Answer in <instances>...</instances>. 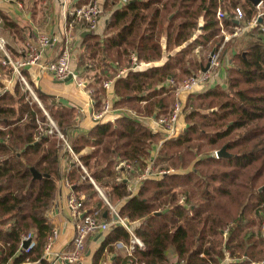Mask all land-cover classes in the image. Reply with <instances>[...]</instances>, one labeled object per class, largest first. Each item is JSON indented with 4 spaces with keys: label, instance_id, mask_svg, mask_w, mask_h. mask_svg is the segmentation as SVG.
I'll return each instance as SVG.
<instances>
[{
    "label": "trees",
    "instance_id": "16d2710c",
    "mask_svg": "<svg viewBox=\"0 0 264 264\" xmlns=\"http://www.w3.org/2000/svg\"><path fill=\"white\" fill-rule=\"evenodd\" d=\"M103 7L108 14L103 32L82 37V66H72L86 69L98 57L129 64L132 54L146 61V67L114 80L118 107L144 115L168 112L174 101L170 78L179 82L202 72L210 53L223 44L221 60L229 62L223 83L208 81L203 89L184 93L186 127L157 155V163L168 161L176 171L144 179L134 195L124 180L115 182L114 167L122 159L145 164L142 158L151 155L164 133L152 132L127 111L79 130L83 115L30 81L27 66L22 68L72 149L96 181L108 187L120 213L140 222L136 233L145 246L137 247L136 259L117 254V243L130 242L126 229L117 226L98 237L92 264H163L171 261V253L178 264H259L264 260V34L257 25L225 42L222 30L238 26L236 7L244 14L241 24L259 14L264 23V0L259 7L250 0H105ZM219 8L225 12L222 20ZM0 19L22 34L1 10ZM81 27L75 25V34ZM166 54L162 64L156 63ZM96 76L89 83L100 81ZM95 93L100 106L106 91L95 88ZM49 128L45 111L17 80L14 90L0 98V264L42 256L52 229L49 210L62 178L73 183L82 209L99 210L106 218L103 199L83 178L64 140L49 134ZM226 143L231 156L206 152ZM87 146L92 149L83 152ZM32 168L42 177L35 178ZM29 231H36L37 247L29 254L18 252Z\"/></svg>",
    "mask_w": 264,
    "mask_h": 264
},
{
    "label": "built area",
    "instance_id": "2783aa9c",
    "mask_svg": "<svg viewBox=\"0 0 264 264\" xmlns=\"http://www.w3.org/2000/svg\"><path fill=\"white\" fill-rule=\"evenodd\" d=\"M17 7L23 9L25 7L23 0H14ZM126 2L127 0H122ZM105 9L100 0H89L87 3L82 5H74L66 10L67 26L64 30V41L63 46L55 60L47 61L42 58L43 51L51 43V36L48 33H43L40 35L38 44H32L30 42L25 45V54L18 59H14L8 47V40L4 35L0 33V51L2 52L1 63L4 67H10L12 69L13 75L25 85L27 92L35 100L39 106L43 108L49 119L48 129L49 134H54V132L64 140L66 147L70 151L71 155L80 166L83 171V178L89 179L97 190L99 196L103 199L107 206L106 218L100 216V211L95 210L94 212H88L82 209V202L80 197L76 194L73 189V183L68 179L64 178L63 182L65 187L70 191L68 198V207L71 213L77 218V223L75 225V235L73 238V248L71 250H60L53 252L54 245L59 238L60 229L59 227L52 226L51 233L48 236L47 242L45 244L42 256L34 261L27 259L21 264H45L44 260L52 262V264H77L82 262L86 257V241L88 238H94L96 235L103 233L104 231L113 229L117 226H122L130 235L129 242V252L131 259H136L135 251L138 248H144L145 244L143 240L136 233V226L140 223L139 220H131L128 216H124L120 213L119 207L116 203H113L111 198L108 196V187L100 185L93 175L89 172L88 167L81 161L79 155L75 153L69 142L65 139L64 134L59 129L55 120L48 114L44 109L43 104L34 92L31 84L28 82L27 77L23 74L22 68L29 65H36L41 70L46 71L51 75L52 79L57 81L64 80L70 77L68 82H72L82 89L90 98V117L93 122H103L108 117H114L116 114L123 111H127L129 114L135 116L138 119L146 121L154 133H164V137L161 143L171 137H177L186 127L185 119L183 116L184 100L183 94L186 92H191L195 90H201L206 86L208 81H217L216 72L220 69L223 64H228L221 60V53L224 44L217 51H212L210 53L209 64L210 68L207 71H202L196 75H191L182 81H175L170 79V84L174 87L173 93L175 100L172 104L171 109L168 112L161 113L159 115H144L138 113L133 108L128 107H118L115 105L117 96L114 92L113 83L114 80L120 77H124L128 74L130 70L139 69L148 63L144 60H139L136 54H132L129 64H122L119 60H115L113 65L116 67L115 74L112 78L103 79L99 86L107 91L106 95L103 97L100 106L97 105V99L95 94V88L88 85V81L82 78L81 71L76 70L72 66V43L77 38L80 32L83 30L87 31H97L100 29L101 24L105 21L107 23L108 18L104 19ZM218 18L222 20L225 16V12L219 8ZM244 14L240 7L235 8V18L238 21V26L234 31H228L223 29L222 32L225 35V42L234 36H239L244 34L248 29L260 25L261 31L264 34V23L259 22V16L256 15L246 24H241V19ZM82 23V27L78 29V33L75 34V25ZM2 20L0 19V25ZM88 72L89 77L95 80L97 72L100 71L97 68V63L92 61L88 62V68L83 69ZM1 76V74H0ZM10 91V86H0V98ZM217 151H215V156H217ZM157 155L158 151L155 149L151 155L147 158H142L145 164H140L138 160L128 161L119 160L115 167V182H121L124 180L127 184V189L131 192V195L136 194L137 190L141 186L144 179L148 177H156L170 172L174 169L159 170L157 169ZM182 200V199H181ZM183 201V200H182ZM262 231L264 233V220L262 222ZM25 241H28L27 246L24 245ZM38 245V237L36 231H29L24 234L20 243L18 252H23L29 254ZM225 261L229 262L232 260L230 252L226 251ZM183 264V260L180 262ZM264 263L260 261L259 264ZM137 264H145L144 262ZM163 264H178L172 261L165 262Z\"/></svg>",
    "mask_w": 264,
    "mask_h": 264
},
{
    "label": "crops",
    "instance_id": "0c3cea01",
    "mask_svg": "<svg viewBox=\"0 0 264 264\" xmlns=\"http://www.w3.org/2000/svg\"><path fill=\"white\" fill-rule=\"evenodd\" d=\"M23 1L25 7L23 9H20L17 7L14 0H0V10L3 13L10 16L22 28V32H21L22 34L19 35L11 31L9 28L5 27L4 22H2V24L0 25V33L4 35L8 40V45H10L8 46L9 50L13 54L14 58L16 59L20 58L26 52L25 50L26 43L30 42L32 44H38L40 35L43 33H48L51 36L52 40L50 45L44 49L42 58H44V60L47 61L55 60L60 52L61 47L63 46L64 30L66 29L67 26L66 10L74 6L75 4L80 5L79 3L80 0H30L32 1V3L29 5L27 4L26 0ZM100 1L103 4L105 0H100ZM104 16H105L104 19L108 18V14L106 11ZM105 26L106 23L104 21L100 26L101 28L98 29L97 31L103 32V27ZM87 34H89L87 33V30H83L82 32H80V34L72 43L73 64L76 66L79 65L78 64L79 57L83 51V47L81 46V42L83 41L82 37ZM14 35H16V37H14ZM21 50H23L21 56H18V52H20ZM169 55L170 54H166L161 61L156 63L162 64ZM113 63L114 61L112 60H107V61L105 60L103 62H100V73L98 74V76L101 77L100 80L112 78L114 76L116 67L113 65ZM81 66L82 65L78 66V68H80ZM26 68L29 73L30 81L31 79L34 80V82L38 86L40 85L42 89H45L48 93H50L58 102H61L63 105L65 104L66 106L69 107L73 106L75 108V111H78V113L83 115L82 118L80 117V121L77 124L79 130H86L96 124V122H93L90 117V111H91V105L89 100L90 97L82 89H80L77 85H75L72 82L64 83L52 79L50 74H48L44 70H41L36 65H29ZM0 74H1L0 81L4 83V86L5 85L10 86V91H13L17 79L13 75L11 69L7 77V73L5 72V67L1 63V56H0ZM216 74H217L216 83H223L226 78V63L223 64V66L220 69H218ZM216 83L212 81L209 84L211 85ZM96 84H97L96 81L93 83H88V85L92 88H101V86H96ZM107 93H105V95ZM111 118L112 117L110 116L105 121L110 120ZM78 129H76L75 131H78ZM161 140L159 142L158 147L155 148L157 151H159L161 146L164 144V142L161 143ZM155 149L153 151H155ZM83 152H87L86 148L83 150ZM63 164H64V160H63ZM63 170H64V165H63ZM63 179L64 178H62V180L59 183V187L52 201L51 208L48 214L51 225L53 227L54 226L59 227L60 229L59 238L57 239L53 248L54 253L62 249L71 250L73 248L75 225L77 223V218L71 213L67 205L70 191L65 187ZM100 236L101 234H98L94 238L90 237L87 239L86 257L82 262L77 264H92L93 253L99 246L97 239ZM116 250H117V254L130 257L129 243H123V242L117 243ZM176 260H177L176 254L172 253L171 261L175 263Z\"/></svg>",
    "mask_w": 264,
    "mask_h": 264
},
{
    "label": "rangeland",
    "instance_id": "374dc122",
    "mask_svg": "<svg viewBox=\"0 0 264 264\" xmlns=\"http://www.w3.org/2000/svg\"><path fill=\"white\" fill-rule=\"evenodd\" d=\"M27 1V4L29 5V4H31L32 3V1H30V0H26ZM17 36H19V35H17ZM14 37H16V35H14ZM8 46H10V45H8ZM22 51L23 50H21L20 52H18V56H21V53H22ZM11 52V51H10ZM12 54V53H11ZM0 56H1V60H2V54H0ZM12 57H13V54H12ZM125 57V56H124ZM14 58V57H13ZM14 59H16V58H14ZM18 59V58H17ZM109 59V58H108ZM90 61V60H89ZM88 61V62H89ZM102 62V60H100V58L98 57V59L97 60H94V61H92V62H94V63H97V68H98V70L100 71V62ZM122 64H128L127 62H125V61H123L122 62ZM12 70V69H11ZM81 75H82V78H84V79H86L87 81H88V83L89 82H91L92 81V78H90L89 77V74H88V72L87 71H85V70H83V68H81ZM5 72L7 73V77H8V75H9V72H10V67H5ZM98 74H99V72H97ZM106 78V77H105ZM2 79V78H1ZM17 79V78H16ZM18 80V79H17ZM27 80H28V78H27ZM102 80H100V81H98L97 82V84H96V86H99V84H100V82H101ZM28 82L30 83V81L28 80ZM31 84V83H30ZM3 85H4V83H3ZM1 83H0V86H3ZM21 85H22V89L24 90V91H27V89H26V87H25V85L23 84V83H21ZM31 86H32V88H33V90H34V92L36 93V95L38 96V94H37V92H36V90H35V88H34V86L31 84ZM29 92V91H28ZM29 96H30V93H29ZM3 97V96H2ZM31 97V96H30ZM38 98L40 99V97L38 96ZM40 101H41V99H40ZM174 102V101H173ZM41 103H42V101H41ZM43 104V103H42ZM173 104V103H172ZM43 107H44V109L46 110V108H45V106H44V104H43ZM47 112H48V110H46ZM76 113H78V111H76ZM48 114L50 115V113L48 112ZM47 115V114H46ZM51 116V115H50ZM52 117V116H51ZM55 120V119H54ZM55 122H56V120H55ZM57 123V122H56ZM92 149V146H87L86 147V150L87 151H90ZM218 149H216V148H214V149H207V153H210V154H215V151H217ZM169 162L168 161H159V163H157V169H159V170H166V169H173L172 167H169ZM89 170V169H88ZM173 171H176L175 169L174 170H171V172H173ZM177 171H179V170H177ZM90 172V171H89ZM91 173V172H90ZM101 185V184H100ZM262 189V188H261ZM113 202V201H112ZM113 203H115V202H113ZM263 222V221H262ZM258 226H259V219H258V223L253 227V230H256V231H258L259 230V228H258ZM172 254V253H171Z\"/></svg>",
    "mask_w": 264,
    "mask_h": 264
},
{
    "label": "water",
    "instance_id": "95a60500",
    "mask_svg": "<svg viewBox=\"0 0 264 264\" xmlns=\"http://www.w3.org/2000/svg\"><path fill=\"white\" fill-rule=\"evenodd\" d=\"M250 1L257 7H259L262 4V2H263V0H250ZM258 20H259V22H262L263 21V17L259 16ZM87 33H91V31H87ZM209 68H210V64L208 62L207 65L203 68V71H207ZM69 80H70V77H68V78H66L64 80H60V82H68ZM227 147H228V143L224 144L220 149H218L217 156L218 157L231 156L232 154L228 151ZM32 171L34 173V177L35 178H41L42 177V174L39 173L36 169L32 168ZM106 214L107 213L105 212V215ZM27 244H28V241H25L24 245L27 246Z\"/></svg>",
    "mask_w": 264,
    "mask_h": 264
}]
</instances>
